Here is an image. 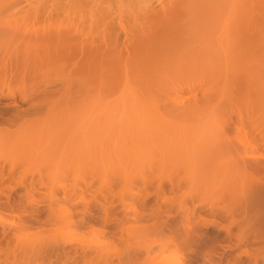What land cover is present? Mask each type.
I'll return each instance as SVG.
<instances>
[{"label": "rangeland", "instance_id": "rangeland-1", "mask_svg": "<svg viewBox=\"0 0 264 264\" xmlns=\"http://www.w3.org/2000/svg\"><path fill=\"white\" fill-rule=\"evenodd\" d=\"M17 1L18 0H15V1L14 0H0V56L5 58V59H3L2 57H0V88L1 89L3 88L2 90H5V91H7L9 89L12 91L15 90V92H14L15 95L13 96V98H11V97L0 98V112L4 113V115L2 114L3 115L2 118H0V143L2 142V144H0V149H1V147L3 148L2 150H0V165H1L0 166V179H2V180H0V182H1L0 183V264H80V263L81 264H91L93 262H94L93 264H108V263H110V264H175L176 262H178L179 264H181V263L182 264H264V258H262V257H264V205H262V204H264V195H262V194H264V172H261V170L264 171V165H262V166L260 165L261 164L260 162H262V164H264V155H261L260 158L258 159L259 163L252 161V163H253L252 164L248 159H246V157H247L246 153H247V155L249 154V157H250V151L251 150L246 148V147L244 148L245 144H243L242 141L240 140L241 136H240V133H238V131L240 129L241 130L245 129L244 132L248 131V135L246 132L245 133H246V135L249 139V142L251 144L250 148L256 149L258 152H261L262 154H264V142H262V141H264V138H262V137H264V131H262V127H264V122H262V121H264V120L259 122V120H261L260 117L262 119H264V113L261 112V107L258 106V104L260 105V103H258V101L256 99L258 96L257 97L253 96V94L256 92L255 89H257L258 87H259L258 88L259 90L257 89L258 91H261V89L264 90V86H262V85H264V82H260V79H262V81H264V48H261L260 51H256V52H252V50L255 51V49H257V48H255V49L249 48L251 50V52H249V53L247 52L250 55H247L249 58L246 60L247 61L249 60L250 63H249V61L246 63L247 69L246 68L240 69V67H238L240 65L242 67H245V66H243V65H245L244 63L246 62V60L244 61V57H245L244 56L243 58H241L242 61L240 60L241 62H244V63L239 62L237 65L238 69H240L242 71L237 70V75H236L237 77L233 76L234 78H233L232 82H231L232 79L230 80V77H229L230 81L228 80L229 81L228 83L231 82V84H229L231 87H228V83L225 84V85H227L228 88L226 86H223L224 88L226 87L227 90L223 89L224 93H222V91H221V93H220L222 95L221 99L219 98L220 96L217 97L218 93L215 91V90H217V88L212 89L217 93V95L214 97L219 98L217 101L216 100L217 98L214 99L212 97V99H214V102L217 101V104H218V102L220 105L222 104L221 107L223 106V103H225V102L227 103V104L226 103L224 104V106H225V108L223 107L224 111L220 107L222 110L223 116H221L222 114L219 113L220 117H219V119H216L217 122H218V120L219 121L221 120L218 123H220L219 128H220V126L221 127L223 126L222 128H220L223 130H220L219 133L216 132V133L211 134L214 137V139L212 138V142L210 141L211 139L208 140L209 145L211 147L208 145V141L205 142L207 144L202 143V145H201V143L198 142L199 144L197 146L199 147V149L197 147H195L196 150L194 149L195 153H196V151H198L197 152L198 155H197V153L196 154L194 153V155H193V158L195 157L197 160V157H198V160H199V161L197 160L198 161L197 162L195 160V158L193 159L196 162L197 170L194 167L195 165L193 166L190 164L191 167L193 166L191 168V170L193 169V171L195 172L194 177L192 176V174L190 176L194 179L192 181V180H190V177L189 178H187L188 176L184 177L185 174L187 175L188 173H191L190 171H188L189 168L186 169V166L184 164V162H186V157H185V161H184V158H182L181 156H179V157L182 159V161H180L178 159V157H176L177 155H181L183 153V150L181 151L179 149V151L182 152V153H179V151L177 150L178 149L177 147H176L177 149H174L175 151L171 148L173 146L169 147V148H171V150L168 149L167 143H168V140L171 141V139L167 138V140L165 142V141H163L164 138L162 139L159 136V138L156 139V137H155V139H152L153 141L150 140L151 143L149 141H148L149 142L148 143L145 140L146 138L144 139L143 138L144 136L142 134H139V136H141V137L140 138L137 137V138H139L137 141L133 137V140H134L133 141L132 137H130V135H132L133 132H130V134L128 132L129 139H128V134L126 132L124 133V131L120 132V134L122 133L120 136L118 133V125H119V124H117L118 122L116 123V125H114L115 124L114 121H113L114 123H112L111 121H106L104 123L105 124L104 125L103 124L104 120L102 121V119H100V118L97 119V117H95L94 119L91 118L90 121H93L91 123L89 121L91 126L89 125V127L87 126L88 128L86 127L87 129L85 128L87 130V132H89V130L91 129L90 133H89L91 135V137L88 138V135L86 137L84 135V134H87L86 132H84V134L82 133V129H84V128L83 127L80 128V124L77 125L78 124V121H76L77 118L76 119L73 118L74 117L73 113L76 112L75 109H78V106H79V109L81 107V105H79V104L82 103L84 106V104H86L87 101H88L87 103H90L89 102L90 97L92 98V96L96 95V93L94 94L95 89L97 90V94L101 93V95L102 96L104 95L105 98L108 96V98H106V99H109L110 97L111 98L114 97L118 91V88H117L118 86L116 87V85H114V83L108 84L109 85L108 86V85H105L106 81L103 82V84H102L103 79L101 80V77L106 76V75H104V76L102 75L103 71H104L102 69L107 68L108 66L110 68V65L112 66V63L110 64V62H108V61H106V62L101 61L100 64L101 63L102 64L101 65L98 64L100 66V69H98L99 66L97 68H95V66H97V65L94 66V64L96 62L97 63L99 62V58H96V56L94 55L93 57H95V58L92 59L94 61V63L92 62V64H91L89 61V59L92 58V55H91L89 59L87 56L84 57L85 59L83 58L84 60H86V62L82 60L81 62H83V63H81V62L79 63L82 68L80 66H77V68L74 67V65L77 64L76 61L78 60L75 58V55H73V57L71 56V54L76 53V50H74V48H76L74 45L75 41H74V39L71 40V37H69L70 35L68 36V35L64 34V37L66 38V40H65V38L62 36V34L64 32L63 31H62L63 33L60 32L62 34H59V32H58L62 29L60 24L58 25L59 20L61 21V19H62V18L60 19V15H61L60 12L62 10L61 5H65L67 8L66 9L67 11L64 10V12H66V13L63 12L65 15V14H67V12H71V11H68V7L70 9V6H71L70 3L72 0H69V2H68V0H66V1L65 0H61V1L60 0H56V1L55 0H47V1H49L47 3H50V1H51L52 4H49V6H51V8L53 7L52 9L49 7L50 10H48L47 13L37 14L39 16H37V15L32 16V14H30V15L26 14L25 15L26 18L22 14L23 12L22 13L19 12L20 11L19 9H21V7H22L21 10H23L24 8L26 9V6L29 7L28 5L30 3L32 4V2L34 0H31V1L28 0V2H27V0H24V1H26L25 4H24L23 0H22V4H21V0H19L20 5L15 4V2L19 3ZM57 1L59 2V4L57 3ZM253 1H256V0H253ZM261 1L264 2V0H261ZM261 1H259V3L255 2L254 4L255 5L256 4L264 5V4H262ZM66 3H68V5ZM13 4H15V5H13ZM9 6H11V7H9ZM15 6H17V7H15ZM49 11H50V13H49ZM76 11L72 14L73 18H75L76 16L79 15ZM63 13H62V15H63ZM40 14H41V17H40ZM20 15H21V17H20ZM22 15L24 18L22 17ZM62 15H61V17H62ZM72 15H71V17H72ZM17 28H19V29H17ZM13 29H14V32H13L14 34L12 33ZM55 29H57L56 30L57 32H55ZM17 32L19 33L18 35H16ZM28 32H29V34H27ZM36 34H38V36ZM28 35H30L32 38H30V36H28ZM15 36H17V37L20 36L18 38V40L20 39L19 42L16 41L17 38ZM59 36H61V37H59ZM66 36L69 37L70 39L67 38ZM22 37H24V38H22ZM57 37H58V41H57ZM21 39H24V41ZM30 39H32V40H30ZM21 41H23V42H21ZM65 41H67V42H65ZM59 42H61V44ZM66 44H67V46H66ZM59 46L63 47V48L60 47L61 50H64V51L67 50V51H65L66 52L65 53L66 58L68 59V57L70 58V56H71V58H70L72 60L71 66L76 68L75 70H73L74 73L71 74V77H70V73L73 72L71 70L73 67L71 68V66L68 65V63H69L68 61H70V59L67 61L68 63L66 64L65 62L67 59L64 57H61L60 54H62V53H60L61 50H60ZM26 47H28V48L30 47L29 50H26L27 49ZM66 47H67V49H66ZM252 47L254 48V45ZM26 51H29V52H26ZM64 51H63V54H64ZM4 54H5V56H4ZM63 54H62V56H63ZM25 55H26V57H25ZM67 55H68V57H67ZM14 57H16V58L14 59ZM77 57H78V55H77ZM1 58H2V60H1ZM7 58H9V59H7ZM63 59L64 60L66 59V60L63 62V61H61ZM11 62H13V63H11ZM20 63L22 64V66ZM108 63L110 65H108ZM248 63L250 64V67L247 66ZM64 64L66 66H64ZM82 64H83V66H82ZM85 64H87V65H85ZM4 65H5L6 69L3 68ZM16 65L21 66L20 69ZM103 65H105V66H103ZM68 66L71 69H69V68L67 69ZM88 66H90V67H88ZM12 67H13V69H12ZM63 67H66V68H63ZM78 67L81 68L80 72H79L80 68H78ZM237 67H236V69H237ZM64 70H65V72H64ZM98 71L99 72L102 71V72L99 73ZM107 71L108 70L106 69L104 71V73L107 74ZM243 71H245V73ZM246 71L249 73V76H248L249 79H248V77H246L248 74ZM79 73L81 74L80 78L82 77L81 78L82 80L80 78H78ZM82 73H84V76ZM250 73H251V75H250ZM60 74H63L64 76L63 75L61 76ZM67 74L69 75V77H68L69 80L66 78L68 76ZM74 74H75V77H77L76 79H75V77L72 78L74 76ZM10 75H12V76H10ZM65 75H66V77H65ZM60 77L62 79L65 78V80L61 81ZM231 78H232V76H231ZM75 80H77V82H78V83L77 82L76 83L79 85V89H78V85L77 86L75 85L76 84L74 82ZM83 80H85V81H83ZM89 80H91L93 83H96L98 87H95L96 85H94ZM108 80H107V82H108ZM249 80L252 82V84H251V82H249ZM253 80H255V82H258V83H255L256 84L255 85ZM68 81L71 82V85H70V83H68ZM110 82H112V81H110ZM7 83H8V86H7ZM72 83H74V84L72 85ZM91 83L94 85L93 88L91 87L93 85L89 86V84H91ZM247 83H250L251 86L254 85L255 87L252 86L250 89V85L248 84L249 85L248 86ZM83 85H84V87H83ZM246 85H247V90H245ZM11 86H12V88H10ZM72 87H73V91H72ZM1 89H0V92L2 91ZM65 89L71 90V91H69V93H68V91ZM53 90H56V93L53 92ZM202 90L205 91V90H209V89H204V88L193 89L194 93H192L193 91L185 90L186 93L184 92L183 94H181L182 96L180 95V97H182L184 99H180V100L188 101L189 99H192L191 97H189V95H191L192 97L196 96V98L198 97L197 99H199L201 97L200 95L202 94L201 93ZM225 90H226V92H225ZM65 91H66V93H65ZM76 91H78V92H76ZM248 91L250 93L247 95H249V97L251 96V100H254V101L250 100L252 102V104L255 103V105H253V106H251V102L249 101V99H247L249 97L247 95L244 96L246 94V92H248ZM251 91H253V94ZM41 92H43V93L41 94ZM45 93L48 96H46ZM74 93H76V94L78 93L79 95L77 94V96H76ZM211 93H213V91ZM60 94L61 95L63 94L62 97ZM214 94H212V96ZM224 94H227V95H224ZM235 94H238L237 96H239V97H236ZM257 94H259V93H257ZM54 95H56V96H54ZM65 95H67V96H65ZM68 95H69V98L67 100L66 97H68ZM58 96L60 98H58ZM83 97H84V99H83ZM252 97H254V98L252 99ZM244 98H245V102L243 101ZM35 99H37L38 101H36ZM42 99H46V101L43 103H45L47 106L45 104H43L44 106L41 104ZM57 99H62V100H60V102L61 101L62 102L59 103V100H57ZM75 99L78 101L82 100V102L79 101L80 103L79 102L77 103V101ZM85 99H87V100H85ZM31 100H33V101L35 100V102H37V103H34L36 106L34 104H31V102H30ZM47 100H48V103H47ZM84 100H85V102H84ZM258 100H260V99H258ZM11 101L15 102V105H13L15 107H13L12 105L10 106L8 104ZM65 101H66L67 105L65 104ZM222 101H223V103H222ZM255 101H257V102H255ZM249 102H250V104H249ZM49 103L50 104L52 103L51 105H53L54 108L52 107L49 109V105H50ZM69 103H70V105H69ZM231 103L233 106L231 105ZM228 104H229V106H227ZM5 105L6 106L9 105V106L6 107ZM33 105L38 110H35L36 108H33L34 107ZM74 105H77V106H74ZM255 106H257L258 108ZM69 107L73 108V110H74V111L72 110L73 113H70V115H69V111H71V109L69 110ZM86 107H87V105H86ZM158 107L160 109L162 108L159 105H158ZM252 107H254L255 109L257 108L258 112H257V110L255 111L254 108L252 109ZM61 108L62 109L65 108V109L62 111ZM59 109H61V110H59ZM249 109H250V111H249ZM19 110H20L21 114L19 113ZM48 110H50V111H48ZM225 110L228 113L225 112ZM252 110H254V113ZM2 111H4V112H2ZM86 112H88L87 109H86ZM216 112H218V111H216ZM256 112H257V114H255ZM66 113L69 117L66 115ZM83 113H85V111L81 112V114H82L81 116H83V118H84L85 115H83ZM229 113H230V115H229ZM250 113H251V115H250ZM64 114L66 116H64ZM75 114H80V113H75ZM87 114L89 116V113H87ZM237 114H238V117H237ZM42 115H44V116H42ZM47 115H48L50 120H48ZM227 115H229V116H227ZM15 116L16 117L18 116L16 121H15V119H16ZM81 116H79L80 120H82ZM88 116H87V118H88ZM256 116H258V117H256ZM10 117H12V118H10ZM19 117H23V118L20 119ZM79 117H78V120H79ZM61 118L63 119L62 120L63 122L60 120ZM51 119L54 120V121L52 120V122H54V123L51 122ZM64 119H66V120L64 121ZM251 119H253V120L251 121ZM58 120H59V123H58ZM80 120H79V122H80ZM88 120H89V118H88ZM100 120H101V122H100ZM256 120H257V122H256ZM84 121H86V120H84ZM98 121H99V123H96ZM223 121H225V122H223ZM67 122H69V123H67ZM94 122H95V124H94ZM261 122H262V125H260ZM85 123L86 124L83 123V125H87L88 122H85ZM109 123H111L112 126L114 125L115 128H113L112 126H109ZM237 123H238V125H237ZM253 123L254 124L256 123L255 126ZM56 124H58V125H56ZM66 124H69L70 127ZM223 124L226 125L225 128H224ZM51 125H53V127ZM72 125H74V126H72ZM76 125H77V127H76ZM102 125H103V127H102ZM66 126H68V127H66ZM104 126H105V128H104ZM77 128L81 129V131H79V129H77ZM102 128H104V129H102ZM217 128H218V126H217ZM236 128L239 130H237ZM258 128H261V130ZM21 129H24V130L22 131ZM69 129H71V130H69ZM74 129L78 130L79 132H77V131L75 132ZM62 130H64L63 133H61ZM103 130H107V131H105L108 134V136L106 135L107 136L106 138L104 136V134H106V133H104V134L102 133ZM33 131H35V132H33ZM44 131H46V132L44 133ZM261 131H262V133H261ZM70 132H72V133H70ZM80 132H81V134H79ZM108 132H110L111 135ZM228 132H230V133L228 134ZM258 132H260V134H257ZM41 133H43V134H41ZM67 133H69V134L66 136ZM73 133H76V134H74V136H73L72 135ZM233 133L236 135V137H235V135H233ZM33 134H35V135H33ZM48 134H49V136H48ZM78 134L80 137H78V136L76 137V135H78ZM18 135L20 136V138ZM41 135H43V136H41ZM113 135H114V137H113ZM258 135H260V136H258ZM31 136H32V138H31ZM34 136H36V137H34ZM83 136L86 137V142H88V141H89L88 143L91 142V145H89L88 143H85V139H82ZM97 136H99V138H100L99 140H98ZM100 136L101 137L104 136V137L101 138ZM230 136H232V137H230ZM73 137H76L77 140L76 139L74 140ZM108 137H111V138H108ZM115 137H117L116 141L114 140ZM1 138L3 139V141ZM8 138H9V141H8ZM25 138H27V139H25ZM63 138H65V140H63ZM141 138H143V139H141ZM232 138H235V139L232 140ZM48 139H50L51 142ZM223 139H225V140H223ZM258 139H260V140H258ZM40 141H42L43 143ZM48 141H49V144H48ZM61 141H62V144L60 143ZM75 141L79 142V143H76ZM98 141H100L101 143ZM113 141H115V142H113ZM122 141H124V142H122ZM127 141L129 143H127ZM188 141H190V140H188ZM134 142L136 144L135 146H134ZM162 142H165V143L162 144ZM3 143H5V144H3ZM64 143H66V144L64 145ZM131 143H132V145H131ZM141 143H142V145H144V146H142V148L144 147L145 150L147 151V153L145 150L141 151L142 150ZM173 143L175 144L176 142L173 141ZM191 143H192V141H191ZM45 144H47V146ZM79 144H82L81 151L79 150L81 145L77 146ZM87 144L89 145L88 146L89 148L86 147ZM127 144L128 145L130 144L129 145L130 147ZM151 144H153V145H151ZM186 144L190 145L188 142ZM203 144L205 147L203 146ZM171 145H173V144H171ZM227 145H229V146H227ZM59 146H60V149H59ZM113 146H114V149H113ZM202 146L205 148V150L203 149ZM46 147H49V148H47V151L45 150ZM62 147L65 149L62 150ZM77 147H79V148H77ZM90 147H91V149H90ZM137 147H139V148H137ZM5 148H6V150H5ZM105 148H107V149H105ZM108 148H109V150H108ZM132 148H133V150H132ZM155 148L159 149V150H157V152H156ZM225 148H226V150H225ZM84 149H86L85 152H84ZM98 149H99V151H98ZM58 150H60V152L62 150L63 153L57 152ZM64 150L68 151V153ZM107 150H108V152H107ZM117 150H119V151L116 153ZM232 150H233V153H232ZM3 151H5V152H3ZM87 151L88 152L91 151V152L88 153ZM134 151H136L137 155L139 153L140 154L142 153L141 155H143V153H146L147 159H144V160H147L148 162L147 161H146L147 163L141 162L143 159V156L140 157V155H139L137 157V155H136V157H134L135 156ZM227 151H229V152H227ZM247 151H249V153ZM80 152L81 153L84 152V153L81 155ZM158 152H161V154ZM168 152L169 153L174 152L175 154L176 153L177 154H176V156L174 154L173 155L171 154V156H170V154ZM87 153L90 155V157H91V158L89 157L90 159L88 158ZM98 153H99V156L101 155L102 160L100 159V157L98 159V156H96V154L98 155ZM164 153L167 154L168 156L165 155ZM226 153L228 155H226ZM244 153H245V155H243ZM27 154H29V155H27ZM39 154L41 156H43V155L44 156L41 158V156H39ZM104 154L107 155L108 157L105 156ZM111 154H113L114 156L111 157L112 156ZM59 155H60V160L58 159ZM128 156L129 157L132 156V157L129 158ZM212 156L214 158H212ZM244 156H246V157H244ZM31 157H33V159H31ZM51 157H53V158H51ZM56 157H58V158H56ZM114 157L116 158V162H114L115 161ZM121 157H122V160H121ZM169 157L170 158L173 157V159H176L177 161L175 160V163L176 162L177 163L174 164L172 162L173 159L170 160ZM209 157H210V159H209ZM231 157H233V158H231ZM238 157H240V158H238ZM242 157H244L245 160ZM35 158H36V160H35ZM50 158H51V160H50ZM95 158H97L98 162L100 161L99 164L97 163ZM112 158H113V160H111ZM125 159H127V160H125ZM189 159H187L188 160L187 163L188 162L191 163L189 161ZM228 159H233V160L230 161ZM239 159H241V160H239ZM93 160L95 161V164H94ZM105 160H108V161L110 160V161L108 162ZM117 160H119V162ZM178 160L180 161L179 166H178V164H179ZM243 160L245 162H243ZM57 161H59V162H57ZM124 161L125 162L127 161L128 163L126 162V165H125ZM229 161L232 163H229ZM4 162H6V163H4ZM54 162H55V164L56 163H58V164L55 165ZM74 162H75V164H74ZM117 162L119 164H121V167L119 166V164ZM181 163H182V165H181ZM243 163H244V165H243ZM248 163H249V165H248ZM109 164L111 166H109ZM188 164H187V167H188ZM208 164L211 165L210 169H208V167H207V166H209ZM232 164H233V166H232ZM44 166H46L47 168H45ZM182 166H183V168H182ZM198 166H199V168H198ZM232 167H233V169H232ZM259 167L262 169H259ZM249 168H251V169H249ZM4 169H5V171H4ZM122 169L124 170V173H123ZM234 169H235V171H234ZM107 170H108V172H107ZM177 170L179 172L180 171L181 172L179 173ZM208 170H209V172H208ZM212 170H214V171L212 172ZM120 171H121V173L119 174L118 172H120ZM182 171H183V173H182ZM222 171L224 173H221ZM104 172L107 173V174H105L106 176L103 175ZM253 172H254V174H252ZM116 173H118V174H116ZM123 174H125V176L127 177L126 179H123L124 178L122 176ZM174 174H176V175H174ZM196 174L199 176H197ZM211 174H213L212 177H214V179L211 177ZM256 174H258V175H256ZM5 175H6V177H5ZM219 175H221L223 178L221 179L220 178L221 176H219ZM254 175H256V176H254ZM206 176H208L210 179L208 177L206 178ZM249 176H251V177L253 176V179ZM129 177H130V179H129ZM180 177L184 178L182 181L183 182L182 186L179 185L174 189H173V187L171 188L170 183H169L170 180L174 179V178L179 180ZM181 178H180V181L182 180ZM196 178L198 180H196ZM205 178H206V181H205ZM211 178L213 181H210ZM216 178L217 179L220 178V180H216ZM159 181H161L160 183L162 184V186H164L163 188L165 190H163L162 188H160V190H158L159 187H156V186H159L158 185ZM190 181H191V183H190ZM200 181H202L203 183L205 181L204 184L206 187H204V185H202L203 183ZM142 182H143V184H142ZM188 182H189L190 187L188 186ZM212 182L215 183V184L213 183V185H215V186L220 185L219 188H217L218 186H216V187L214 186L216 191H214L215 190L214 188H213L214 190L212 188H207L208 184L212 183ZM156 183H157V185H156ZM185 183H186V185H185ZM195 183H198V184H195ZM151 184H153V186ZM161 184H160V186H161ZM192 184L195 186H193ZM257 184L260 185L261 187L258 186ZM183 185H185V188H183ZM142 186L145 190L142 188ZM149 186H150V188H149ZM198 186H201V188L198 189L199 188ZM77 187H82L79 195L81 196V198H83V200L80 201L77 205H75V208H74V205H72L74 203L72 201H74V198L76 197V195H74L76 193H74V192H76ZM84 187H86V188H84ZM210 187H213V186H210ZM154 188L158 191H156ZM204 188L205 189L207 188V189L205 190ZM239 188H241V191H239L240 190ZM256 188H257V190H256ZM70 189L72 191H70ZM195 189L200 190V191H195ZM67 190L69 193L67 192ZM140 190H141V192H140ZM153 190H155V192H153L155 195L152 193ZM161 190H163V191H161ZM134 191H136V192H134ZM45 192L48 195H46ZM158 192H162V193L159 194ZM201 192H204V194L202 193L203 197H201ZM188 193H191V194H188ZM209 193H211V194H209ZM222 193H225L226 198H225V195H222ZM232 193H234V194H232ZM197 194H198V197L193 196V195H197ZM62 195L64 196V198ZM68 195H70V196H68ZM146 195H147V198L145 199ZM139 196L140 197L142 196L145 200L141 199L142 197L139 198ZM192 196L195 197V200L198 198L202 202H204V204L199 205L200 206L199 209H193L192 206L195 204L197 205L198 202L195 203L197 201L196 200L194 203H192L194 201ZM261 196H262V198H261ZM163 197L164 198L166 197V198L163 199ZM211 197L214 200H211V202H210ZM223 197H224V199H223ZM67 198L69 200H67ZM136 198H138V199H136ZM207 198H209V199H207ZM139 199H140V201L143 200V203L141 202L143 204V207H142V204H140ZM174 199H176V200H174ZM180 199L181 200H187L188 211L186 213L181 212V211H177V213H176V209H177L176 206H177ZM205 199H207V201L209 200V203L207 201H205ZM70 200H72L71 201L72 203L70 202L71 205H70V203H68V201H70ZM123 200H124V202H123ZM85 201H87V203ZM120 201L123 204H127V205H125V208H127L129 210H127V209H126L127 211L124 210L127 213L122 211L121 207L123 206V204L120 203ZM201 201H199V202H201ZM213 201H214V203H213ZM135 202L139 203L138 204L139 206ZM162 202H163V204L167 203V205L164 206L162 204ZM259 202H260V204H259ZM207 203H208V205H207ZM235 203H237V204H235ZM120 204H122V206ZM152 204H153V206H152ZM155 204H157V206ZM159 204L160 205L162 204V207ZM240 204L242 207L240 206ZM118 205H119V207H118ZM146 205L148 207H146ZM154 206H156L155 207L156 211L153 213ZM166 206H168V207H166ZM205 206H206V208H205ZM207 206L209 207L208 209H207ZM210 206H211V208H210ZM228 206H230V209ZM160 207H161V211H158L160 209ZM165 207L167 208L166 209L167 211L165 210ZM227 207H228V211H226ZM150 208H151V210H153L152 212H151ZM162 208H163V210H162ZM133 209H134V211H133ZM168 209H171L169 211L170 215H172L174 212L175 217L172 215V217H174V219H172V217H170V216H169V219L167 218L168 217L167 216L168 215L167 214ZM206 209L208 210V212L206 211ZM164 210L166 211V214H165ZM59 211H60V213H59ZM67 211L71 213V214L69 213L70 216L67 214ZM163 211H164V213H163ZM225 211H226V213H224ZM65 212H66L67 216L65 215ZM106 212L109 214L108 216L106 215L107 214ZM123 212L125 215L126 214L127 215L126 216L123 215L122 214ZM201 212L202 213L204 212L203 215L201 214ZM236 212H237V214L235 215ZM161 213H163V214H161ZM229 213L231 214V216ZM60 214L61 215L64 214L65 216H61ZM117 214H118V216H117ZM204 214H206V215H204ZM89 215H91V216H89ZM148 215H150L151 217ZM238 215H239V217H238ZM83 216H86V217L88 216V218H89L88 222L86 224H84L83 226H78V225H74V224H71V225L67 224V222H71V220L76 221V220L80 219V217H83ZM31 217H33V218H31ZM91 217H92V219H90ZM58 218H60V219H58ZM131 218H132V220H131ZM170 218H171V220H170ZM119 219H121V220H119ZM165 221L168 225H166ZM168 221H171L170 222L171 224ZM172 221H174L175 223ZM261 221H262V223H261ZM172 223H174V225H172ZM176 223H178V224H176ZM259 223H261V224H259ZM182 224H184V225H182ZM156 225H158V226H156ZM149 226H150V229H152V230H149V228H148ZM169 226H172L171 227L172 229H174L175 227L178 228V231L180 229L183 236L181 235L180 231L178 234V231L176 228H175L176 231L175 230L173 231L171 228H169ZM181 226L182 227L187 226V227H189V230L191 228V231H193L195 229L197 231L195 230V232L193 231V233L192 232L189 233L191 235H188L186 237L188 228L184 227L185 228V231H184V229L183 230L181 229L182 228ZM190 226H192V227H190ZM186 228H187V230H186ZM168 229H169V231L172 230L174 232V233L170 232V234H172V236H174L175 233H177L179 236H181L178 238H180V239L183 238V239L179 240L182 243V244H180L181 246H179V248L177 246L174 247L173 244L171 247L170 243L167 244V246H169L168 248H166L167 247L166 245H165V247H162V244H160L161 246L160 245L159 246L161 247V249L157 244H153V245L150 244V243H152V241H154V239H159L157 237L159 236L158 232L160 230H161V233H167V235H165V236L163 234H160V237H161V235L164 236L163 240H165V237L169 238V236H171V235L168 236V233H169ZM165 230L168 232H166ZM182 231L186 232V233L183 234ZM143 232H145V233L147 232L148 234L145 235V233H143ZM60 233L63 236L62 235L60 236L59 235ZM154 233L155 234L158 233L157 237H156V235H151ZM57 235H59V236H57ZM68 235L73 236V237H71V239L73 238L72 240H75V242L71 241V239H69L70 237ZM184 235L186 237L185 238L186 243L184 242V245H183ZM175 236L177 238V235H175ZM175 236H174V239H175ZM162 237H161V239H159L161 241V243H162ZM101 239H103V241ZM104 239H105V241H104ZM169 239H171V241H173L172 238H169ZM68 240H70V241H68ZM166 240H168V239H166ZM165 241H163V243ZM177 241L178 240L176 239V242ZM179 241H178V243H179ZM174 242H175V240H174ZM82 243H84V244H82ZM95 243H98V244H95ZM105 243L107 246L105 245ZM165 243H167V241ZM82 245L86 246V247H83ZM149 245H152V246H149ZM175 245H179V244L176 243ZM145 246H147L149 249L151 247V249H150L151 251L149 249H145V248H147ZM185 246L186 247L189 246V247L186 248ZM100 247L103 249H101ZM183 247L185 250L183 249ZM164 248H165V250H164ZM32 249H35V250H32ZM37 250H38V252H37ZM146 250H149V252L147 253ZM158 250H159V252H158ZM160 250H162V251H160ZM100 251H102V252H100ZM107 251H109V252H107ZM147 254H149V255H147ZM161 255L163 256V258ZM145 257H146V259H145ZM150 257H151V260H150ZM159 257H161L160 259H162V260L164 259L165 262L160 261ZM105 258H106V261L104 260ZM175 258L177 259L176 261H175ZM85 259H86V261H85ZM87 259L89 260V262L87 261ZM5 260H7L9 262H7Z\"/></svg>", "mask_w": 264, "mask_h": 264}, {"label": "bare ground", "instance_id": "bare-ground-1", "mask_svg": "<svg viewBox=\"0 0 264 264\" xmlns=\"http://www.w3.org/2000/svg\"><path fill=\"white\" fill-rule=\"evenodd\" d=\"M15 1V0H14ZM24 1V0H23ZM29 1H31V0H29ZM56 1V0H55ZM61 1V0H60ZM66 1V0H65ZM253 0H72L71 1V3H70V9H69V7H68V11H71V12H67V14H65L64 15V13H66V12H64V10L65 11H67L66 9V6L65 5H61V12L63 13V15H62V13L60 12V14L62 15V17H61V15H60V19H61V21L59 20V23H58V25L60 24V26L62 27V29L60 30V31H58L59 32V34H62L63 32V34H62V36L64 37V34L65 35H70L69 37H71V40H73L74 39V41H75V47L76 48H74V50H76V53H73V54H71V56L73 57V55H75V58L76 59H78L76 62H77V64L76 65H74V67H76L77 68V66H80V62L83 60V61H85L86 62V60H84L85 58V56H87L88 57V59L90 58V56L92 55V58L91 59H89V61H90V63L92 64V62L94 63V61L92 60V59H94L95 57H93L94 55L96 56V58H99V62L97 63H95L94 64V66L95 65H97V66H95V68H97L99 65H101L100 64V62L102 61H104V62H106V61H108V62H110V64L112 63V66L108 63V65H110V68H109V66L107 67V68H103L102 70H108L107 71V74L109 75H107L106 73H104V71H103V76L104 75H106L105 77H101V80H102V84H103V82H105V85H108V84H113L114 83V85H116V87L118 88V91H117V93H116V95L114 96V97H110L109 99H106V98H108V96L105 98V96L103 95H101V93L99 94H97V90L95 89V92H94V94L96 93V95L95 96H92V98L90 97V103H87L86 102V104H84V106H83V104L81 103V104H79V105H81V107H80V109H79V106H78V109H75V111L76 112H74L73 113V108H70L69 107V110L71 109V111H69V115H70V113H73V115H74V117L73 118H77V120L76 121H78V124L77 125H79L80 124V128H86L87 126L89 127V125H90V123L91 122H93V121H90L91 120V118H95V117H97V119H102V121L104 120V122H103V124L106 122V121H111L112 123H114L115 122V124L114 125H116V123L117 124H119L118 125V133H119V135L121 136V134H120V132H122V131H124V133L126 132L127 134H128V132H129V134H130V132H133L132 133V135H130V137H132V140H133V137H134V139L137 141L141 136H139V134H142L144 137V139L148 142H150V140H152V139H155V137H156V139L157 138H159V136H160V138H164L163 139V141H165L166 142V140H167V138L168 139H171V141L170 140H168V143H167V147H168V149H170L171 150V148L174 150V149H177L178 151H179V149L182 151L183 150V153L181 152V151H179V153H182L181 155H177L176 156V154L173 152V153H169L170 154V156H171V154L173 155H175L176 157H178V159L180 160V161H182V159L179 157V156H181L182 158H184V161H185V157H186V162H184V164H185V166H186V169L187 168H189L188 169V171H190L191 173H188L187 175L185 174V176L184 177H186V176H188L187 178H189L190 176H191V174H192V176L194 177V171H193V169L191 170V168L194 166L195 168H196V170H197V165H196V162H195V160H196V158H195V160H193L194 158H193V155H194V151L196 150L195 149V147H197L198 149H199V147L197 146L199 143H201V145H202V143H204V144H207V143H205V142H207L208 140H210L211 142H212V138L214 139V137H213V135H211L212 133H216V132H220V130H223V129H220V128H222L221 126H220V128H219V124L220 123H218V122H220L219 120H218V122H217V120L216 119H219V113H221L222 115L221 116H223V113H222V110L224 111V108H225V106H224V104L226 103H223V101H222V103H223V106L221 107V105L219 104V102H218V104H217V101H218V99L220 98H222V95L220 94L221 93V91H222V93H224V90L223 89H226V87H227V85H225V84H227L231 79V82L233 81V78L237 75V70H239V71H242V70H240L241 68H246L247 69V67H246V63L249 61H247L246 59H248L249 57L247 56V55H250V54H248L249 52H251V50L249 49V48H251V49H255V48H257V49H255V51L254 50H252V52H256V51H260L261 50V48H264V5H261V4H254L255 2H257V3H259V1H261V0H256V1H253ZM17 2H19V0L17 1ZM27 2H28V0H27ZM46 2V3H45ZM47 2H49V1H45V0H34L33 2H32V4L30 3H28L29 5V7H27L26 5V9L24 8L23 10H21L22 9V7H21V9H19L20 11L19 12H23L22 14L25 16L26 14L28 15H30V14H32V16L34 15V16H36L37 14H39V13H42V14H45V13H47L48 12V10H50L49 9V7L51 8V6H49V4H52L51 3V1H50V3H47ZM64 2V1H63ZM68 2H69V0H68ZM262 2V1H261ZM260 2V3H261ZM26 3V1H24V4ZM57 3L59 4V2L57 1ZM56 3V4H57ZM61 3V2H60ZM15 4H19L20 5V2L19 3H16L15 2ZM15 4H13V5H15ZM21 4H22V0H21ZM67 5H68V3H66ZM262 4H264V2H262ZM4 5V4H3ZM6 5V4H5ZM60 6V5H59ZM9 7H11V6H9ZM13 7V6H12ZM15 7H17V6H15ZM14 8V7H13ZM20 8V7H19ZM28 8V9H27ZM53 8V7H52ZM51 8V9H52ZM47 10V11H46ZM79 14L78 16H76L75 18H73V13L75 12V11ZM58 11V10H57ZM54 12V11H53ZM59 12V11H58ZM20 13V14H21ZM49 13H50V11H49ZM56 13V12H55ZM53 14V13H52ZM23 15H22V17H23ZM71 15H72V17H71ZM37 16H39V15H37ZM43 16V15H42ZM52 16V15H51ZM20 17H21V15H20ZM40 17H41V14H40ZM24 18V17H23ZM25 18H26V16H25ZM49 18V17H48ZM9 27V26H8ZM15 29V28H14ZM14 29H13V31H12V33L14 32ZM17 29H19V28H17ZM57 29H55V32H57L56 31ZM20 31V30H19ZM34 31V30H33ZM63 31V32H62ZM54 32V33H55ZM60 32H62V33H60ZM35 33V32H34ZM37 33V32H36ZM53 33V34H54ZM14 34V33H13ZM19 33L17 32V34L16 35H18ZM27 34H29V32L27 33ZM58 34V33H57ZM56 34V35H57ZM21 35V34H20ZM37 36H38V34H36ZM55 35V36H56ZM27 36V35H26ZM28 36H30V35H28ZM36 36V37H37ZM17 39H16V41L17 42H19V40H18V38L20 37H17V36H15ZM59 37H61V36H59ZM62 37V38H63ZM67 37V36H66ZM69 37H67V38H69ZM22 38H24V37H22ZM27 38V37H26ZM30 38H32L31 36H30ZM61 38V39H62ZM65 38V37H64ZM70 39V38H69ZM21 40H23L24 41V39H21ZM30 40H32V39H30ZM65 40H66V38H65ZM68 40V39H67ZM23 41H21V42H23ZM27 41V40H26ZM25 41V42H26ZM29 41V40H28ZM57 41H58V37H57ZM65 42H67V41H65ZM73 42V41H72ZM60 44H61V42H59ZM58 43V44H59ZM59 44V45H60ZM68 44V43H67ZM67 44H66V46H67ZM28 45V44H27ZM26 45V46H27ZM254 45V48L252 47ZM257 46V47H256ZM61 46H59V48H60ZM259 47V48H258ZM27 49L26 50H29V48L28 47H26ZM61 48H63V47H61ZM61 48H60V50H61ZM66 49H67V47H66ZM70 49V48H69ZM259 49V50H258ZM249 50V51H248ZM63 51L64 50H61L60 51V53H62L63 54ZM65 51H67V50H65ZM64 51V54H63V56H62V54H60L61 55V57H64V58H66V52ZM26 52H29V51H26ZM248 52V53H247ZM15 53V52H14ZM247 53V54H246ZM25 54V53H24ZM78 55V57H77V55ZM16 55V54H15ZM4 56H5V54H4ZM71 56H70V58H71ZM98 56V57H97ZM245 56V57H244ZM0 57H2V56H0ZM25 57H26V55H25ZM60 57V56H59ZM67 57H68V55H67ZM244 57V61L246 60V62L244 63V62H241L242 61V59L241 58H243ZM3 58V57H2ZM2 58H1V60H2ZM10 58V57H9ZM9 58H7V59H9ZM16 57H14V59H15ZM18 58V57H17ZM69 57H68V59L66 60V64L68 63V65L69 66H71L72 64H71V59H70ZM84 58V59H83ZM3 59H5V58H3ZM12 59V58H11ZM24 59V58H23ZM22 59V60H23ZM70 59V61H68ZM75 59V60H76ZM13 60V59H12ZM27 60V59H26ZM25 60V61H26ZM64 59L63 60H61V61H65ZM241 60V61H240ZM10 61V60H9ZM24 61V62H25ZM59 61V60H58ZM68 61V62H67ZM2 62V61H1ZM19 62V61H18ZM62 62V63H63ZM84 62V63H85ZM244 63L245 65H243V66H245V67H242L240 64V66H238V67H240V69H238V67H237V65H238V63ZM6 63V62H5ZM11 63H13V62H11ZM81 63H83V62H81ZM249 63H250V61H249ZM247 64V66L248 67H250V64ZM2 64V63H1ZM4 64V63H3ZM7 64V63H6ZM17 64V63H16ZM21 64V63H20ZM99 64V65H98ZM85 65H87V64H85ZM3 66V65H2ZM16 66H18L19 67V69H20V67L22 66V64H21V66H19V65H16ZM61 66V65H60ZM64 66H66L65 64H64ZM69 66L67 67V69L69 68ZM82 66H83V64H82ZM103 66H105V65H103ZM14 67V66H13ZM13 67H12V69H13ZM73 66H71V68H72ZM69 68V69H71L72 71L73 70H75L76 68ZM81 67V66H80ZM80 67H78V68H80ZM85 67V66H84ZM88 67H90V66H88ZM87 67V68H88ZM236 67H237V69H236ZM3 68H5L6 69V67H5V65H4V67ZM63 68H66V67H63ZM82 68V67H81ZM81 68H80V70H79V72L81 71ZM59 69V68H58ZM98 69H100V66L98 67ZM110 69V70H109ZM236 69V70H235ZM85 70V69H84ZM21 71V70H20ZM62 71V70H61ZM68 71V70H67ZM70 71V70H69ZM235 71V72H234ZM64 72H65V70H64ZM71 72V71H70ZM99 72V71H98ZM102 72V71H101ZM101 72H99V73H101ZM109 72V73H108ZM244 73H245V71H243ZM247 72V71H246ZM10 73V72H9ZM18 73V72H17ZM72 73H74V71L73 72H71L70 73V77H71V74ZM248 73V72H247ZM255 73V72H254ZM69 74V73H68ZM67 74V75H68ZM77 74V73H76ZM83 74V76H84V73H82ZM256 74V73H255ZM22 75V74H21ZM61 76L63 75V74H60ZM78 75V74H77ZM80 73H79V76H78V78H80ZM250 75H251V73H250ZM10 76H12V75H10ZM64 76V75H63ZM231 76H232V78H231ZM234 76V77H233ZM245 76V75H244ZM249 76V73L247 74V76L246 77H248ZM65 77H66V75H65ZM69 75L66 77L68 80H69ZM75 77V74H74V76L72 77V78H74ZM229 77H230V80H229ZM237 77V76H236ZM61 78V77H60ZM77 77H75V79H76ZM82 78V77H81ZM80 78V79H81ZM86 78V77H85ZM109 80H108V79ZM66 79V80H67ZM99 79V78H98ZM247 79V78H246ZM248 79H249V77H248ZM63 80H65V78L64 79H62L61 78V81H63ZM82 80V79H81ZM107 80H108V82H107ZM229 80V81H228ZM71 81V80H70ZM70 81H68V83H70V85H71V82ZM83 81H85V80H83ZM89 81H91V80H89ZM110 81H112V82H110ZM247 81V80H246ZM254 81V84L255 83H258V82H255V80H253ZM257 81V80H256ZM66 82V81H65ZM75 83L77 82V80H75L74 81ZM81 82V81H80ZM79 82V83H80ZM92 82V81H91ZM231 82L230 83H228V87H231L229 84H231ZM249 82H251L250 80H249ZM260 82H264V81H262V79H260ZM9 83V82H8ZM8 83H7V86H8ZM61 83V82H60ZM67 83V82H66ZM78 83V82H77ZM75 84L76 86L78 85V84ZM82 83V82H81ZM84 83V82H83ZM93 83V82H92ZM89 84V86L90 85H96L95 87H98L97 86V84L96 83H93V84ZM98 83V82H97ZM74 83H72V85H73ZM250 85V83H247V85ZM251 84H252V82H251ZM94 85L93 86H91L92 88L94 87ZM206 85V86H205ZM247 85H246V87H245V90H247ZM248 85V86H249ZM256 85V84H255ZM262 85V84H261ZM62 86V85H61ZM109 86V85H108ZM223 86H226L225 88L223 87ZM252 86H254V85H252ZM251 85H250V89H251V87H252ZM260 86V85H259ZM262 86H264V85H262ZM3 87V86H2ZM69 87V86H68ZM83 87H84V85H83ZM90 87V88H91ZM208 87V88H207ZM223 87V88H222ZM227 87V88H228ZM255 87V86H254ZM253 87V88H254ZM10 88H12V86L10 87ZM67 88V87H66ZM70 88V87H69ZM68 88V89H69ZM82 88V87H81ZM91 88V89H92ZM115 88V87H114ZM197 88H204V89H211L210 91L209 90H202V94L200 95L201 97L199 98V99H197L196 98V96H191V95H189V97H191L192 99H189L188 101H182V100H180V99H184V98H182V97H180V95L181 94H183L184 92H185V90H188V91H193V89H197ZM217 88V90L219 91H217V90H215L217 93H218V95H217V93L214 91V90H212V89H216ZM220 88V89H219ZM259 88V87H258ZM257 88V89H258ZM262 88V87H261ZM260 88V89H261ZM1 89V88H0ZM3 89V88H2ZM1 89V90H2ZM7 89V88H6ZM78 89H79V85H78ZM105 89V88H104ZM231 89V88H230ZM249 89V88H248ZM255 89V88H254ZM257 89H255L256 90V94L254 93L253 94V91H251L252 92V94H253V96H258L256 99H257V101H258V103H260V105L258 104V106L259 107H261V112L262 113H264V90H262L261 89V91H258ZM40 90V89H39ZM42 90V89H41ZM65 90H67V89H65ZM109 90V89H108ZM107 90V91H108ZM227 90V89H226ZM226 90H225V92H226ZM233 90V89H232ZM5 90H2L1 92H0V98H8V97H11V98H13V96L15 95V90H7V91H5ZM17 91V90H16ZM20 91V90H19ZM45 91V90H44ZM60 91V90H59ZM58 91V92H59ZM62 91V90H61ZM68 91V93H69V91H71V90H67ZM72 91H73V87H72ZM195 91V90H194ZM194 91L192 92V93H194ZM213 91V93H211ZM18 92V91H17ZM24 92V91H23ZM49 92V91H48ZM53 92H55L56 93V90H53ZM75 92V91H74ZM76 92H78V91H76ZM100 92V91H99ZM196 92V91H195ZM208 92V93H207ZM21 93V92H20ZM43 92H41V94H42ZM47 93V92H46ZM45 93V94H46ZM50 93V92H49ZM60 93V92H59ZM58 93V94H59ZM65 93H66V91H65ZM67 93V94H68ZM186 93V92H185ZM215 93V94H214ZM250 92L248 91V92H246V94L244 95V96H246L247 94H249ZM257 93H259V94H257ZM22 94V93H21ZM48 94V93H47ZM46 94V96H48ZM52 94V93H51ZM76 96H77V94L76 93H74ZM199 94V93H198ZM212 94H214L213 96H212ZM61 95V94H60ZM63 95V94H62ZM62 95H61V97H62ZM79 95V94H78ZM81 95V94H80ZM83 95V94H82ZM100 95V96H99ZM193 95V94H192ZM217 95V97H219V98H217V97H214V96H216ZM224 95H227V94H224ZM236 95V97H239V96H237L238 94H235ZM234 95V96H235ZM26 96V95H25ZM54 96H56V95H54ZM65 96H67V95H65ZM84 96V95H83ZM86 96V95H85ZM102 96V97H101ZM182 96V95H181ZM185 96V95H184ZM242 96V95H241ZM240 96V97H241ZM248 97H249V95H247ZM64 97V96H63ZM72 97V96H71ZM188 97V96H187ZM212 97L215 99V98H217L215 101L216 102H214V99H212ZM228 97V96H227ZM235 97V98H236ZM58 98H60L59 96H58ZM68 98H69V95H68V97H66V99L68 100ZM86 98V97H85ZM179 98V99H178ZM224 98V97H223ZM254 97H252V99H253ZM83 99H84V97H83ZM92 99V100H91ZM106 99V100H105ZM175 99V100H174ZM227 99V98H226ZM247 99H249V101L251 100V96L249 97V98H247ZM258 99H260V100H258ZM36 101H38L37 99H35ZM35 100L33 101V100H31L30 102H31V104H34V103H37V102H35ZM57 100H59V103H61L60 102V100H62V99H57ZM76 100V99H75ZM85 100H87V99H85ZM85 100H84V102H85ZM225 100V99H224ZM46 101V99H42L41 100V104L43 105V104H45V103H43V102H45ZM52 101V100H51ZM54 101V100H53ZM70 101V100H69ZM77 101V103L80 101H78V100H76ZM75 101V102H76ZM244 102H245V98H244V100H243ZM251 101H254V100H251ZM250 101V102H251ZM257 101H255V102H257ZM58 102V101H57ZM80 102H82V100L80 101ZM79 102V103H80ZM228 102V101H227ZM250 102H249V104H250ZM47 103H48V100H47ZM74 103V102H73ZM236 103V102H235ZM248 103V102H247ZM10 106L12 105H15V102L14 101H11V102H9L8 103ZM50 104V103H49ZM52 104V103H51ZM50 104V105H51ZM54 104V103H53ZM65 104L67 105V103H66V101H65ZM227 104V103H226ZM8 105V106H9ZM17 105V104H16ZM35 105V104H34ZM33 105V106H34ZM46 105V104H45ZM49 105V109L50 108H52L53 107V105H51L50 106ZM60 105V104H59ZM69 105H70V103H69ZM86 105H87V107H86ZM158 105L159 106H161L162 108L160 109L159 107H158ZM231 105H232V103H231ZM237 105V104H236ZM253 105H255V103L254 104H252V102H251V106H253ZM6 106V105H5ZM8 106H6V107H8ZM30 106V105H29ZM36 106V105H35ZM33 107V108H36V107ZM44 106V105H43ZM47 106V105H46ZM74 106H77V105H74ZM73 106V107H74ZM227 106H229V104L227 105ZM233 106V105H232ZM13 107H15V106H13ZM87 109V111L88 112H86V109ZM222 108V110H221V108ZM224 107V108H223ZM255 107H257V106H255ZM48 108V107H47ZM54 108V107H53ZM236 108V107H235ZM254 107H252V109H253ZM258 108V107H257ZM257 108L255 109V111L257 110ZM62 109V108H61ZM61 109H59V110H61ZM65 109V108H64ZM64 109H62V111L64 110ZM230 109V108H229ZM14 110V109H13ZM35 110H38L37 108L35 109ZM54 110V109H53ZM52 110V111H53ZM58 110V111H59ZM73 110V111H72ZM221 112H220V111ZM236 110V109H235ZM48 111H50V110H48ZM84 112L85 111V113H83V115H85V117L83 118V116H81L82 114H81V112ZM216 111H218V112H216ZM249 111H250V109H249ZM253 111V113H254V110H252ZM2 112H4V111H2ZM225 112H227L226 110H225ZM246 112V111H245ZM257 112H258V110H257ZM257 112L255 113V114H257ZM15 113V112H14ZM19 113H20V110H19ZM75 113H80V114H75ZM87 113H89V116H88V114ZM228 113V112H227ZM260 113V112H259ZM258 113V114H259ZM4 115V113H1L0 112V118H2V116ZM21 114V113H20ZM50 114V113H49ZM55 114V113H54ZM217 114V115H216ZM225 114V113H224ZM261 114V113H260ZM16 115V114H15ZM58 115V114H57ZM66 115H67V113H66ZM65 114H64V116H66ZM226 115V114H225ZM229 115H230V113H229ZM229 115H227V116H229ZM249 115V114H248ZM250 115H251V113H250ZM6 116V115H5ZM42 116H44V115H42ZM51 116V115H50ZM62 116V115H61ZM68 116V115H67ZM79 116H81L82 118V120H80V117H79V120H80V122H79V120H78V117ZM87 116H88V118H89V120H88V118H87ZM259 116V115H258ZM258 116H256V117H258ZM18 117V116H17ZM17 117L15 116V121L17 120ZM47 117H48V115H47ZM46 117V118H47ZM56 117V116H55ZM69 117V116H68ZM237 117H238V114H237ZM236 117V118H237ZM10 118H12V117H10ZM9 118V119H10ZM20 119L21 118H23V117H19ZM37 119V118H36ZM35 119V120H36ZM70 119V118H69ZM72 119V118H71ZM260 119L261 120H259V122L260 121H262V120H264V119H262L261 117H260ZM8 120V119H7ZM46 120V119H45ZM48 120H50L49 119V117H48ZM52 120L53 119H51V122H52ZM56 120V119H55ZM61 121L63 120L62 118L60 119ZM66 119H64V121H65ZM74 120V119H73ZM72 120V121H73ZM84 120H86V121H84ZM226 120V119H225ZM239 120V119H238ZM253 119H251V121H252ZM258 120V119H257ZM257 120H256V122H257ZM3 121V120H2ZM5 121V120H4ZM13 121V120H12ZM19 121V120H18ZM47 121V120H46ZM54 121V120H53ZM69 121V120H68ZM75 121V120H74ZM89 121H90V123H89ZM114 121V122H113ZM229 121V120H228ZM245 121V120H244ZM255 121V120H254ZM7 122V121H6ZM14 122V121H13ZM50 122V121H49ZM63 122V121H62ZM70 122V121H69ZM69 122H67V123H69ZM85 122H88L87 123V125H83V123L84 124H86ZM100 122H101V120H100ZM223 122H225V121H223ZM238 122V121H237ZM262 122H264V121H262ZM262 122H261V124L260 125H262ZM16 123V122H15ZM21 123V122H20ZM30 123V122H29ZM39 123V122H38ZM52 123H54V122H52ZM51 123V124H52ZM58 123H59V120H58ZM71 123V122H70ZM96 123H99V121L98 122H96ZM108 123V122H107ZM43 124V123H42ZM48 124V123H47ZM46 124V125H47ZM50 124V123H49ZM73 124V123H72ZM94 124H95V122H94ZM111 123H109V126H112V124L110 125ZM222 124V123H221ZM254 124V123H253ZM256 124V123H255ZM255 124H254V126H255ZM39 125V124H38ZM56 125H58V124H56ZM66 125H68L69 126V124H66ZM75 125V124H74ZM74 125H72V126H74ZM77 125H76V127H77ZM99 125V124H98ZM105 125V124H104ZM108 125V124H107ZM114 125L112 126L113 128H115L114 127ZM224 125V124H223ZM237 125H238V123H237ZM259 125V126H260ZM17 126V125H16ZM52 127H53V125H51ZM65 126V125H64ZM68 126H66V127H68ZM71 126V127H72ZM85 126V127H84ZM91 126V125H90ZM108 126V127H109ZM217 126H218V128H217ZM225 126L226 125H224V128H225ZM230 126V125H229ZM244 126V125H243ZM37 127V126H36ZM70 127V126H69ZM87 127V128H88ZM102 127H103V125H102ZM19 128V127H18ZM24 128V127H23ZM49 128V127H48ZM51 128V127H50ZM86 128V129H87ZM91 128V127H90ZM104 128H105V126H104ZM104 128H102V129H104ZM111 128V127H110ZM112 128V129H113ZM125 128V129H124ZM256 128V127H255ZM17 129V128H16ZM32 129V128H31ZM34 129V128H33ZM56 129V128H55ZM62 129V128H61ZM73 129V128H72ZM77 129H79V128H77ZM82 129V133L84 134V132H86L87 134H84L86 137H87V135H88V138H90L91 137V135L89 134L90 133V130H89V132H87V130L85 129ZM228 129V128H227ZM231 129V128H230ZM237 129V128H236ZM258 129H260L261 130V128H258ZM257 129V130H258ZM22 131L24 130V129H21ZM46 130V129H45ZM67 130V129H66ZM69 130H71V129H69ZM75 130V132L77 131V132H79V131H81V129H79V131L78 130H76V129H74ZM84 130V131H83ZM126 130V131H125ZM237 130H239V129H237ZM245 130V129H244ZM244 130H239L238 131V133H240V136H241V138H240V140L242 141V143L243 144H245L244 145V148L246 147V148H248V149H250L251 151H250V157H249V154L247 155V153H246V156H244V157H246V159H248L251 163H252V161L253 162H258L259 163V161H258V159L260 158V156L261 155H264V154H262L261 152H258L256 149H252V148H250V146H251V144H250V142H249V139H248V137H247V135H248V131H245L246 133H247V135H246V133L244 132ZM17 131V130H16ZM29 131V130H28ZM41 131V130H40ZM54 131V130H53ZM63 131L64 130H62V132L61 133H63ZM105 131H107V130H103V134L104 133H106ZM227 131V130H226ZM262 131H264V127H262ZM262 131H261V133H262ZM18 132V131H17ZM33 132H35V131H33ZM46 131H44V133H45ZM112 132V131H111ZM233 132V131H232ZM24 133V132H23ZM31 133V132H30ZM50 133V132H49ZM53 133V132H52ZM70 133H72V132H70ZM99 133V132H98ZM97 133V134H98ZM101 133V134H102ZM108 133H110V132H108ZM230 132H228V134H229ZM18 134V133H17ZM32 134V133H31ZM36 134V133H35ZM35 134H33V135H35ZM41 134H43V133H41ZM69 133H67L66 134V136L68 135ZM74 134H76V133H73L72 135L74 136ZM79 134H81V132L79 133ZM79 134L78 135H76V137L78 136V137H80L79 136ZM82 134V135H83ZM129 134H128V139H129ZM136 134V135H135ZM138 134V135H137ZM223 134V133H222ZM257 134H260V132H258ZM47 135V134H46ZM51 135V134H50ZM59 135V134H58ZM61 135V134H60ZM100 135V134H99ZM108 136V134L106 133V134H104V136H105V138ZM110 135H111V133H110ZM109 135V136H110ZM124 135V134H123ZM211 135V136H210ZM233 135H235L234 133H233ZM3 136V135H2ZM16 136V135H15ZM19 136V135H18ZM41 136H43V135H41ZM48 136H49V134H48ZM65 136V137H66ZM85 136H83V138L82 139H85V143H88V142H86V137ZM103 136V137H104ZM136 136V137H135ZM208 136V137H207ZM258 136H260V135H258ZM7 137V136H6ZM17 137V136H16ZM15 137V138H16ZM34 137H36V136H34ZM33 137V138H34ZM38 137V136H37ZM55 137V136H54ZM76 137H73L74 138V140L76 139ZM101 137V136H100ZM103 137H101V138H103ZM112 137V136H111ZM111 137H108V138H111ZM113 137H114V135H113ZM123 137V136H122ZM137 137H139V138H137ZM216 137V136H215ZM230 137H232V136H230ZM229 137V138H230ZM235 137H236V135H235ZM19 138H20V136H19ZM28 138V137H27ZM27 138H25V139H27ZM31 138H32V136H31ZM42 138V137H41ZM69 138V137H68ZM67 138V139H68ZM97 138H98V140L100 139L99 138V136H97ZM116 138L117 137H115L114 138V140L116 141ZM124 138V137H123ZM143 138H141V139H143ZM166 138V139H165ZM224 138V137H223ZM262 138H264V137H262ZM261 138V139H262ZM2 139V138H1ZM37 139V138H36ZM47 139V138H46ZM59 139V138H58ZM161 139V140H162ZM221 139V138H220ZM231 139V138H230ZM235 138H232V140H234ZM22 140V139H21ZM20 140V141H21ZM31 140V139H30ZM42 140V139H41ZM49 141H50V139H48ZM55 140V139H54ZM63 140H65V138H63ZM77 140V139H76ZM110 140V139H109ZM113 140V139H112ZM118 140V139H117ZM160 140V141H161ZM188 140H190V141H188ZM222 140V139H221ZM223 140H225V139H223ZM258 140H260V139H258ZM2 141H3V139H2ZM5 141V140H4ZM8 141H9V138H8ZM7 141V142H8ZM35 141V140H34ZM43 141V140H42ZM42 141H40V142H42ZM47 141V140H46ZM49 141H48V144H49ZM71 141V140H70ZM69 141V142H70ZM84 141V140H83ZM115 141H113V142H115ZM134 141V140H133ZM140 141V140H139ZM153 141V140H152ZM173 141L174 142H176L175 144L173 143ZM190 144V145H187L186 143L187 142ZM191 141H192V143H191ZM236 141V140H235ZM22 142V141H21ZM26 142V141H25ZM33 142V141H32ZM39 142V141H38ZM51 142V141H50ZM74 142V141H73ZM76 142V141H75ZM98 142H100V141H98ZM97 142V143H98ZM103 142V141H102ZM122 142H124V141H122ZM148 142V143H149ZM165 142H162V144L163 143H165ZM171 144H173V145H171ZM199 142V143H198ZM220 142V141H219ZM239 142V141H238ZM237 142V143H238ZM262 142H264V141H262ZM43 143V142H42ZM45 143V142H44ZM59 143V142H58ZM61 144H62V141L60 142ZM76 143H79V142H76ZM83 143V142H82ZM84 143V144H85ZM101 143V142H100ZM104 143V142H103ZM126 143V142H125ZM127 143H129L128 141H127ZM140 143V142H139ZM145 143V142H144ZM143 143V144H144ZM151 143V142H150ZM0 144H2V142L0 143ZM3 144H5V143H3ZM23 144V143H22ZM55 144V143H54ZM66 143H64V145H65ZM69 144V143H68ZM89 145H91V142L90 143H88ZM86 145V147H88L89 145ZM99 144V143H98ZM115 144V143H114ZM121 144V143H120ZM155 144V143H154ZM161 144V143H160ZM204 144H203V146H204ZM18 145V144H17ZM32 145V144H31ZM46 146H47V144H45ZM60 145V144H59ZM63 145V146H64ZM70 145V144H69ZM81 145V146H80ZM122 145V144H121ZM126 145V144H125ZM128 145V144H127ZM130 145V144H129ZM128 145V146H129ZM131 145H132V143H131ZM136 144H135V142H134V146H135ZM151 145H153V144H151ZM208 145H209V141H208ZM212 145V144H211ZM2 146V145H1ZM5 146V145H4ZM22 146V145H21ZM25 146V145H24ZM27 146V145H26ZM50 146V145H49ZM54 146V145H53ZM68 146V145H67ZM66 146V147H67ZM77 146H80V148L79 147H77V148H79V150L81 151V147H82V144H79V145H77ZM115 146V145H114ZM114 146H113V149H114ZM140 146V145H139ZM142 146H144V145H142V143H141V148H142ZM166 146V145H165ZM171 146H173V147H171ZM192 146V147H191ZM200 146V145H199ZM202 146V147H203ZM210 146V145H209ZM227 146H229V145H227ZM239 146V145H238ZM242 146V145H241ZM30 147V146H29ZM44 147V146H43ZM92 147V146H91ZM91 147H90V149H91ZM97 147V146H96ZM130 147V146H129ZM133 147V146H132ZM169 147H171V148H169ZM177 147V148H176ZM190 147V148H189ZM205 147V146H204ZM203 147V149L205 150V148ZM211 147V146H210ZM31 148V147H30ZM39 148V147H38ZM47 148H49V147H46L45 148V150L47 151ZM54 148V147H53ZM89 148V147H88ZM110 148V147H109ZM109 148H108V150H109ZM120 148V147H119ZM126 148V147H125ZM137 148H139V147H137ZM144 148V147H143ZM142 148V150L141 151H143V150H145V148L143 149ZM163 148V147H162ZM201 148V147H200ZM223 148V147H222ZM229 148V147H228ZM3 148L1 147V149L0 150H2ZM41 149V148H40ZM52 149V148H51ZM59 149H60V146H59ZM63 149H65V148H63L62 147V150ZM67 149V148H66ZM83 149V148H82ZM89 149V150H90ZM105 149H107V148H105ZM111 149V148H110ZM127 149V148H126ZM131 149V148H130ZM156 149V148H155ZM195 149V150H194ZM197 149V150H198ZM224 149V148H223ZM242 149V148H241ZM5 150H6V148H5ZM56 150V149H55ZM62 150H61V152H62ZM94 150V149H93ZM108 150H107V152H108ZM121 150V149H120ZM123 150V149H122ZM132 150H133V148H132ZM140 150V149H139ZM138 150V151H139ZM157 150H159V149H156V152H157ZM169 150V151H170ZM172 150V151H173ZM208 150V149H207ZM225 150H226V148H225ZM229 150V149H228ZM231 150V149H230ZM42 151V150H41ZM40 151V152H41ZM64 151H66V150H64ZM86 151V149H84V152ZM96 151V150H95ZM98 151H99V149H98ZM112 151V150H111ZM119 150H117L116 151V153L118 152ZM129 151V150H128ZM146 151V150H145ZM165 151V150H164ZM175 151V150H174ZM243 151V150H242ZM3 152H5V151H3ZM7 152V151H6ZM32 152V151H31ZM39 152V151H38ZM57 152H60V150H58ZM60 152V153H61ZM67 153H68V151H66ZM83 152V153H84ZM88 152V151H87ZM91 151H89L88 153H90ZM93 152V151H92ZM106 152V153H107ZM113 152V151H112ZM121 152V151H120ZM124 152V151H123ZM198 151H196V153H197ZM227 152H229V151H227ZM244 152V151H243ZM248 153H249V151H247ZM45 153V152H44ZM47 153V152H46ZM63 153V152H62ZM83 153H81L80 152V154L82 155ZM87 153V154H88ZM114 153V152H113ZM125 153V152H124ZM123 153V154H124ZM134 153H135V156L134 157H136V155H137V153H136V151H134ZM146 153H147V151H146ZM146 153H143V155H141L140 153L137 155V157L140 155V157H142L143 156V159H142V161L141 162H145V163H147L148 161L147 160H144V159H147V154ZM158 153H160L161 154V152H158ZM195 153V154H196ZM204 153V152H203ZM232 153H233V150H232ZM252 153V154H251ZM58 154V153H57ZM65 154V153H64ZM92 154V153H91ZM102 154V153H101ZM146 154V155H145ZM165 154V153H164ZM27 155H29V154H27ZM34 155V154H33ZM56 155V154H55ZM105 155V154H104ZM112 156L111 157H113L114 155L113 154H111ZM126 155V154H125ZM145 155V156H144ZM165 155H167V154H165ZM197 155H198V153H197ZM206 155V154H205ZM215 155V154H214ZM226 155H228L227 153H226ZM231 155V154H230ZM243 155H245V153L243 154ZM36 156V155H35ZM39 156H41L40 154H39ZM44 156V155H43ZM43 156H41V158L43 157ZM68 156V155H67ZM88 156V158L90 157V155L88 154L87 155ZM96 156H98V159H99V157H100V159H101V155L99 156V153H98V155L96 154ZM105 156H107V155H105ZM127 156V155H126ZM168 156V155H167ZM190 156V157H189ZM240 156V155H239ZM50 157V156H49ZM70 157V156H69ZM94 157V156H93ZM108 157V156H107ZM119 157V156H118ZM123 157V156H122ZM122 157H121V160H122ZM129 157V156H128ZM132 157V156H131ZM131 157H129V158H131ZM190 159H189V158ZM197 157V156H196ZM244 157H242L243 159H244ZM38 158V157H37ZM40 158V157H39ZM48 158V157H47ZM51 158H53V157H51ZM51 158H50V160H51ZM56 158H58V157H56ZM91 158V157H90ZM89 158V159H90ZM115 158V157H114ZM125 158V157H124ZM170 158V157H169ZM212 158H214L213 156H212ZM231 158H233V157H231ZM236 158V157H235ZM234 158V159H235ZM238 158H240V157H238ZM31 159H33V157H31ZM59 160H60V155H59V158H58ZM72 159V158H71ZM96 159V161H97V158H95ZM171 159H173V157L172 158H170V160ZM187 159H189V161L191 162V163H187ZM209 159H210V157H209ZM35 160H36V158H35ZM40 160V159H39ZM43 160V159H42ZM41 160V161H42ZM45 160V159H44ZM102 160V159H101ZM111 160H113V158L111 159ZM125 160H127V159H125ZM144 160V161H143ZM175 160L176 159H173V163L174 164H176L175 163ZM178 160V166L180 165V161ZM192 160V161H191ZM197 160H198V157H197ZM196 160V161H197ZM228 160H233V159H228ZM237 160V159H236ZM239 160H241V159H239ZM245 160V159H244ZM243 160V162H245ZM73 161V160H72ZM94 161V160H93ZM105 161H108V160H105ZM110 161V160H109ZM108 161V162H109ZM118 162H119V160H117ZM147 161V162H146ZM177 161V160H176ZM199 161V160H198ZM197 161V162H198ZM229 161V163H232V162H230ZM39 162V161H38ZM51 162V161H50ZM57 162H59V161H57ZM100 162V161H99ZM99 162L97 161V163L99 164ZM112 162V161H111ZM114 162H116V158H115V161ZM117 162V163H118ZM125 162V161H124ZM127 162V161H126ZM126 162H125V165H126ZM131 162V161H130ZM208 162V161H207ZM238 162V161H237ZM4 163H6V162H4ZM106 163V162H105ZM123 163V162H122ZM128 163V162H127ZM234 163V162H233ZM261 164V166L262 165H264V164H262V162H260ZM40 164V163H39ZM49 164V163H48ZM53 164V163H52ZM54 164H55V162H54ZM56 164H58V163H56ZM55 164V165H56ZM74 164H75V162H74ZM94 164H95V161H94ZM119 164V163H118ZM187 164H188V167H187ZM190 164L191 165H193L192 167L190 166ZM198 164V163H197ZM207 164V163H206ZM253 164V163H252ZM107 165V164H106ZM149 165V164H148ZM181 165H182V163H181ZM199 165V164H198ZM209 165V164H208ZM216 165V164H215ZM231 165V164H230ZM243 165H244V163H243ZM248 165H249V163H248ZM259 165V166H260ZM1 166V165H0ZM42 166V165H41ZM100 166V165H99ZM109 166H111L110 164H109ZM119 166L121 167V164H119ZM210 166L211 165H209V166H207L208 167V169H210ZM222 166V165H221ZM220 166V167H221ZM232 166H233V164H232ZM260 166V167H261ZM45 168H47L46 166H44ZM56 167V166H55ZM219 167V166H218ZM259 167V169H262V168H260ZM49 168V167H48ZM52 168V167H51ZM54 168V167H53ZM125 168V167H124ZM123 168V169H124ZM179 168V167H178ZM181 168V167H180ZM182 168H183V166H182ZM198 168H199V166H198ZM215 168V167H214ZM104 169V168H103ZM112 169V168H111ZM122 169V170H123ZM127 169V168H126ZM232 169H233V167H232ZM249 169H251V168H249ZM105 170V169H104ZM103 170V171H104ZM125 170V169H124ZM124 170H123V173H124ZM176 170V169H175ZM195 170V169H194ZM195 170V171H196ZM216 170V169H215ZM218 170V169H217ZM255 170V169H254ZM4 171H5V169H4ZM178 171V170H177ZM187 171V172H188ZM214 170H212V172H213ZM228 171V170H227ZM231 171V170H230ZM234 171H235V169H234ZM251 171V170H250ZM9 172V171H8ZM7 172V173H8ZM107 172H108V170H107ZM113 172V171H112ZM179 172V171H178ZM177 172V173H178ZM181 172V171H180ZM179 172V173H180ZM185 172V171H184ZM186 172V173H187ZM208 172H209V170H208ZM257 172V171H256ZM261 172H264V171H262L261 170ZM103 173V172H102ZM119 174L121 173V171L120 172H118ZM118 173H116V174H118ZM182 173H183V171H182ZM215 173V172H214ZM213 173V174H214ZM218 173V172H217ZM216 173V174H217ZM221 173H224L223 171L221 172ZM105 174H107V173H105L104 172V176H106ZM190 174V175H189ZM213 174H211V177L213 176ZM249 174V173H248ZM252 174H254V172L252 173ZM4 175V174H3ZM2 175V176H3ZM174 175H176V174H174ZM197 175V174H196ZM195 175V176H196ZM208 175V174H207ZM222 175V174H221ZM221 175H219V176H221ZM250 175V174H249ZM256 175H258V174H256ZM256 175H254V176H256ZM124 178L123 179H126L127 177L125 176V174H123L122 175ZM121 176V177H122ZM178 176V175H177ZM176 176V177H177ZM182 176V175H181ZM197 176H199V175H197ZM223 176V175H222ZM220 177L221 179L223 178V177ZM5 177H6V175H5ZM103 177V176H102ZM171 177V176H170ZM183 177V176H182ZM208 176H206V178H207ZM249 177H251V176H249ZM181 178V177H180ZM180 178H179V180L178 179H176V178H174V179H171L170 180V187L172 188L173 187V189L174 188H176L177 186H182V184H183V179L184 178H181L182 180L180 181ZM186 178V179H187ZM198 178V177H197ZM196 178V180H198ZM206 178H205V181H206ZM209 178V177H208ZM213 179H214V177H212ZM212 178H211V180L210 181H213L212 180ZM220 178L219 179H217L216 178V180H220ZM241 178V177H240ZM252 179H253V176L251 177ZM259 178V177H258ZM117 179V178H116ZM129 179H130V177H129ZM155 179V178H154ZM185 179V180H186ZM210 179V178H209ZM0 180H2V179H0ZM113 180V179H112ZM190 180H194L192 177H190ZM117 181V180H116ZM126 181V180H125ZM150 181V180H149ZM205 181H204V183H205ZM209 181V182H210ZM223 181V180H222ZM151 182V181H150ZM154 182V181H153ZM156 182V181H155ZM161 181H159V183H160ZM200 182H202V181H200ZM221 182V181H220ZM225 182V181H224ZM1 183V182H0ZM152 183V182H151ZM158 183V185L159 186H156V187H159L158 188V190H160V188H162L163 190H165L163 187L164 186H162V184H161V186H160V184ZM187 183V182H186ZM186 183H185V185H186ZM190 183H191V181H190ZM199 183V182H198ZM198 183H195V184H198ZM203 183V182H202ZM201 183V184H202ZM202 184V185H204V187H206L205 186V184ZM213 183L214 182H212V183H209L208 184V187L207 188H214V186L215 185H213ZM223 183V182H222ZM240 183V182H239ZM107 184V183H106ZM114 184V183H113ZM112 184V185H113ZM126 184V183H125ZM142 184H143V182H142ZM200 184V183H199ZM215 184V183H214ZM221 184V183H220ZM224 184V183H223ZM111 185V186H112ZM141 185V184H140ZM152 186H153V184H151ZM156 185H157V183H156ZM185 185H183V188H185ZM193 185V184H192ZM258 185V184H257ZM61 186V185H60ZM65 186V185H64ZM63 186V187H64ZM188 186H189V182H188ZM193 186H195V185H193ZM210 186H213V187H210ZM216 186H218V185H216ZM215 186V187H216ZM220 186V185H219ZM219 186L217 187V188H219ZM258 186H260V185H258ZM73 187V186H72ZM71 187V188H72ZM155 187V188H156ZM190 187V186H189ZM199 188L198 189H200L201 188V186H198ZM261 187V186H260ZM81 188L82 187H77V189H76V192H74V193H76V194H74V195H76V197L74 198V201H72V200H70V201H68V203H70L71 201L74 203V204H72V205H74V208H75V205H77L80 201H82L83 200V198H81V196L79 195V193L81 192ZM84 188H86V187H84ZM83 188V189H84ZM139 188V187H138ZM142 188H143V186H142ZM149 188H150V186H149ZM154 188V189H155ZM195 188V187H194ZM206 188V189H207ZM238 188V187H237ZM61 189V188H60ZM79 189V190H78ZM144 189V188H143ZM205 189V188H204ZM203 189V190H204ZM205 189V190H206ZM215 189V188H214ZM213 189V190H214ZM240 189V190H239ZM238 190L239 191H241V188H239ZM50 190V189H49ZM57 190V189H56ZM65 190V189H64ZM69 190V189H68ZM68 190H67V192H68ZM85 190V189H84ZM83 190V191H84ZM145 190V189H144ZM156 190V189H155ZM155 190H153L152 191V193L153 192H155ZM158 190H156V191H158ZM163 190H161V191H163ZM221 190V189H220ZM224 190V189H223ZM229 190V189H228ZM227 190V191H228ZM237 190V189H236ZM256 190H257V188H256ZM54 191V190H53ZM52 191V192H53ZM59 191V190H58ZM70 191H72L71 189H70ZM189 191V190H188ZM195 191H200V190H196L195 189ZM211 191V190H210ZM214 191H216V189L214 190ZM213 191V192H214ZM219 191V190H218ZM222 191V190H221ZM134 192H136V191H134ZM140 192H141V190H140ZM205 192V191H204ZM204 192H201V197H203V195H202V193L204 194ZM230 192V191H229ZM50 193V192H49ZM54 193V192H53ZM69 193V192H68ZM71 193V192H70ZM145 193V192H144ZM157 193V192H156ZM159 194L160 193H162V192H158ZM235 193V192H234ZM234 193H232V194H234ZM45 194H46V192H45ZM72 194V195H73ZM154 194V193H153ZM152 194V195H153ZM164 194V193H163ZM188 194H191V193H188ZM193 194V193H192ZM199 194V193H198ZM198 194L197 195H193V196H196V197H198ZM209 194H211V193H209ZM220 194V193H219ZM230 194V193H229ZM46 195H48V194H46ZM136 195V194H135ZM139 195V194H138ZM142 195V194H141ZM151 195V194H150ZM155 195V194H154ZM166 195V194H165ZM222 195H225V193H222ZM262 195H264V194H262ZM63 196V195H62ZM67 196V195H66ZM68 196H70V195H68ZM129 196V195H128ZM143 196V195H142ZM141 196V197H142ZM192 196V197H193ZM210 196V195H209ZM212 196V195H211ZM230 196V195H229ZM237 196V195H236ZM260 196V195H259ZM72 197V196H71ZM140 196H139V198H141ZM144 197V196H143ZM141 198V199H143V200H145L146 198H147V195H146V197H145V199L144 198ZM200 197V198H201ZM63 198H64V196H63ZM69 198V197H68ZM67 198V200H69ZM73 198V197H72ZM133 198V197H132ZM152 198V197H151ZM166 198V197H165ZM164 197H163V199H165ZM210 198V197H209ZM209 198H207V199H209ZM225 198H226V195H225ZM258 198V197H257ZM256 198V199H257ZM261 198H262V196H261ZM47 199V198H46ZM136 199H138V198H136ZM135 199V200H136ZM154 199V198H153ZM183 199V198H182ZM202 199V198H201ZM207 199H205V201H207ZM222 199V198H221ZM223 199H224V197H223ZM66 200V199H65ZM66 200V201H67ZM143 200H141L140 201V199H139V201H140V204H142L143 203ZM158 200V199H157ZM174 200H176V199H174ZM189 200V199H188ZM193 202L192 203H194L196 200V202L195 203H197V205L195 204V205H193L192 207H193V209H199V205L201 204H204V202H202L200 199H196L195 200V197H193ZM211 200H214V199H212V197H211V199H210V202H211ZM118 201V200H117ZM138 201V200H137ZM191 201V200H190ZM199 201H201V202H199ZM204 201V200H203ZM255 201V200H254ZM43 202V201H42ZM71 202V203H72ZM86 203H87V201H85ZM123 202H124V200H123ZM128 202V201H127ZM134 202V201H133ZM132 202V203H133ZM142 202V203H141ZM158 202V201H157ZM161 202V201H160ZM208 203H209V200L207 201ZM49 203V202H48ZM71 203H70V205H71ZM85 203V204H86ZM110 203V202H109ZM120 203H122L121 201H120ZM136 203V202H135ZM177 203V202H176ZM190 203V202H189ZM208 203H207V205H208ZM213 203H214V201H213ZM238 203V202H237ZM237 203H235V204H237ZM113 204V203H112ZM117 204V203H116ZM123 204V203H122ZM122 204H120L121 206H122ZM137 205L139 204V203H136ZM162 204H163V202H162ZM162 204L160 205L161 207H162ZM234 204V205H235ZM239 204V203H238ZM259 204H260V202H259ZM125 205H127V204H123V206L121 207L122 208V211H124V210H126L127 208H125ZM130 205V204H129ZM133 205V204H132ZM148 205V204H147ZM146 205V207H148ZM156 206H157V204H155ZM164 206L165 205H167V203L166 204H163ZM212 205V204H211ZM262 205H264V204H262ZM103 206V205H102ZM139 206V205H138ZM152 206H153V204H152ZM156 206H154V211L153 210H151V208H150V210H151V212L153 211V213L156 211L155 210V207ZM231 206V205H230ZM230 206H228L229 207V209H230ZM240 206H241V204H240ZM72 207V206H71ZM101 207V206H100ZM116 207V206H115ZM118 207H119V205H118ZM142 207H143V204H142ZM161 207H160V209L158 210V211H161ZM166 207H168V206H166ZM165 207V210L167 209ZM170 207V206H169ZM177 209H176V213H177V211H181V212H184V213H186L187 211H188V204H187V200H179V202H178V204H177ZM228 207H227V209H226V211H228ZM233 207V206H232ZM231 207V208H232ZM242 207V206H241ZM125 208V209H124ZM141 208V207H140ZM171 208V207H170ZM205 208H206V206H205ZM209 207L207 206V209H208ZM210 208H211V206H210ZM50 209V208H49ZM72 209V208H71ZM117 209V208H116ZM120 209V208H119ZM143 209V208H142ZM145 209V208H144ZM148 209V208H147ZM206 209V211L208 212V210ZM224 209V208H223ZM84 210V209H83ZM127 210H129V209H127ZM126 210V211H127ZM149 210V211H150ZM162 210H163V208H162ZM164 210V211H165ZM171 209H168V219H169V216L170 217H172V215L175 217V215H174V212H173V214L172 215H170V211ZM236 210V209H235ZM70 211V210H69ZM107 211V210H106ZM117 211V210H116ZM126 211H124V212H126ZM133 211H134V209H133ZM148 211V210H147ZM164 211H163V213H164ZM167 211V210H166ZM166 211H165V214H166ZM226 211L224 212V213H226ZM233 211V210H232ZM101 212V211H100ZM108 212V211H107ZM106 212V213H107ZM124 212L122 213L123 215H125L124 214ZM33 213V212H32ZM59 213H60V211H59ZM69 213L70 212H68L67 211V214L69 215ZM110 213V212H109ZM127 213V212H126ZM157 213V212H156ZM163 213H161V214H163ZM204 213V212H203ZM203 213L201 212V214L203 215ZM67 214H66V212H65V215L67 216ZM71 214V213H70ZM149 214V213H148ZM152 214V213H151ZM150 214V215H151ZM160 214V213H159ZM200 214V215H201ZM230 214V213H229ZM237 214V212L235 213V215ZM240 214V213H239ZM32 215V214H31ZM61 215V214H60ZM64 214L63 215H61V216H65ZM107 216L109 215L108 213L106 214ZM120 215V214H119ZM127 215V214H126ZM125 215V216H126ZM150 215H148V216H150ZM177 215V214H176ZM204 215H206V214H204ZM234 215V216H235ZM241 215V214H240ZM70 216V215H69ZM89 216H91V215H89ZM117 216H118V214H117ZM124 216V217H125ZM157 216V215H156ZM209 216V215H208ZM230 216H231V214H230ZM144 217V216H143ZM151 217V216H150ZM160 217V216H159ZM174 217H172V219H174ZM205 217V216H204ZM238 217H239V215H238ZM31 218H33V217H31ZM147 218V217H146ZM180 218V217H179ZM203 218V217H202ZM201 218V219H202ZM234 218V217H233ZM58 219H60V218H58ZM64 219V218H63ZM88 216L86 217V216H83V217H80V219H78V220H76V221H72L71 220V222H67V224L68 225H71V224H74V225H78V226H83L84 224H86L87 222H88ZM90 219H92V217L90 218ZM108 219V218H107ZM106 219V220H107ZM130 219V218H129ZM151 219V218H150ZM156 219V218H155ZM181 219V218H180ZM185 219V218H184ZM237 219V218H236ZM99 220V219H98ZM119 220H121V219H119ZM131 220H132V218H131ZM136 220V219H135ZM164 220V219H163ZM170 220H171V218H170ZM203 220V219H202ZM94 221V220H93ZM177 221V220H176ZM204 221V220H203ZM124 222V221H123ZM169 223L171 222V221H168ZM172 222H174V221H172ZM179 222V221H178ZM100 223V222H99ZM165 223H166V221H165ZM175 223V222H174ZM174 223H172V225H174ZM180 223V222H179ZM183 223V222H182ZM233 223V222H232ZM261 223H262V221H261ZM261 223H259V224H261ZM126 224V223H125ZM156 224V223H155ZM171 224V223H170ZM176 224H178V223H176ZM190 224V223H189ZM206 224V223H205ZM208 224V223H207ZM123 225V224H122ZM163 225V224H162ZM166 225H168L167 223H166ZM182 225H184V224H182ZM245 225V224H244ZM109 226V225H108ZM155 226V225H154ZM156 226H158V225H156ZM207 226V225H206ZM104 227V226H103ZM172 226H169V228H171ZM174 227V226H173ZM182 227V226H181ZM184 227H187V226H183L181 229L183 230L184 229V231H185V228ZM190 227H192V226H190ZM9 228V227H8ZM105 228V227H104ZM149 228V230H152V229H150V226L148 227ZM155 228V227H154ZM165 228V227H164ZM176 228V227H175ZM172 229L173 231L175 230L176 231V229H177V231H178V228H176V229ZM188 228V230H189V227H187ZM187 228H186V230H187ZM167 229V228H166ZM170 229V230H171ZM194 229V228H193ZM70 230V229H69ZM107 230V229H106ZM141 230V229H140ZM144 230V229H143ZM146 230V229H145ZM163 230V229H162ZM169 231V229H168V231H169V233H168V236L169 235H171V236H169V238H172V240L173 241H171V239H169L168 237H165V240L166 239H168V240H166L167 241V243H165L166 241L165 240H163L164 239V236L165 235H167V233H161V230L158 232L159 233V236L157 237V235H158V233L157 234H151V235H156V237L157 238H159V239H161V237H162V243H161V241L159 240V239H154V241H152V243H150V244H157L158 246L160 245V244H162V247H165V245L167 246V244H171L170 246L172 247V244L174 245V247L175 246H177L178 248H179V246H181L180 244H182L181 243V241H179V240H181V239H183V238H178V237H181V236H179L178 234H179V231H180V233H181V230L179 229V231H178V234L177 233H175V235H177V238H176V236H175V239H174V236H172V234H170V232L172 233L173 231ZM187 230V235H186V237L188 236V235H191V234H189V233H193V231L195 232V230H193V231H191V228H190V230L188 231ZM5 231V230H4ZM65 231V230H64ZM72 231V230H71ZM135 231V230H134ZM142 231V230H141ZM154 231V230H153ZM152 231V232H153ZM158 231V230H157ZM166 231V230H165ZM164 231V232H165ZM168 231H166V232H168ZM197 231V230H196ZM70 232V231H69ZM140 232V231H139ZM149 232V231H148ZM156 232V231H155ZM163 232V231H162ZM183 232V231H182ZM6 233V232H5ZM66 233V232H65ZM64 233V234H65ZM73 233V232H72ZM76 233V232H75ZM115 233V232H114ZM143 233H145V232H143ZM174 233V232H173ZM184 233H186V232H183V234ZM146 234H148L147 232L145 233V235ZM160 234H163V235H161V237H160ZM60 236L62 235L61 233L59 234ZM59 235H57V236H59ZM142 235V234H141ZM181 235H182V233H181ZM226 235V234H225ZM63 236V235H62ZM69 236V235H68ZM183 236V235H182ZM70 238L69 239H71V237H73V236H69ZM98 237V236H97ZM155 237V238H156ZM185 235H184V240H185ZM61 238V237H60ZM68 238V237H67ZM57 239V238H56ZM73 239V238H72ZM71 239V241H74L75 242V240H72ZM81 239V238H80ZM96 239V238H95ZM176 239L179 241V243H178V241L176 242ZM189 239V238H188ZM61 240V239H60ZM67 240V239H66ZM65 240V241H66ZM102 241H103V239H101ZM174 240H175V242H174ZM183 240V245H184V242L186 243V240L184 241ZM58 241V240H57ZM68 241H70V240H68ZM77 241V240H76ZM82 241V240H81ZM92 241V240H91ZM104 241H105V239H104ZM163 241H165L164 243H163ZM188 241V240H187ZM191 241V240H190ZM189 241V242H190ZM55 242V241H54ZM79 242V241H78ZM77 242V243H78ZM172 242V243H171ZM59 243V242H58ZM179 244V245H175V244ZM196 243V242H195ZM200 243V242H199ZM71 244V243H70ZM82 244H84V243H82ZM95 244H98V243H95ZM188 244V243H187ZM191 244V243H190ZM105 245H106V243H105ZM141 245V244H140ZM152 245H149V246H152ZM156 245V246H157ZM83 246V245H82ZM107 246V245H106ZM143 246V245H142ZM161 246V245H160ZM159 246V247H160ZM83 247H86V246H83ZM82 247V248H83ZM145 247H147V246H145ZM169 246H167L166 248H168ZM186 247V246H185ZM187 247H189V246H187ZM186 247V248H187ZM35 248V247H34ZM57 248V247H56ZM77 248V247H76ZM101 248V247H100ZM101 249H103V248H101ZM145 249H149L148 247L147 248H145ZM150 249H151V247H150ZM149 249V250H150ZM160 249H161V247H160ZM183 249H184V247H183ZM32 250H35V249H32ZM39 250V249H38ZM38 250H37V252H38ZM42 250V249H41ZM75 250V249H74ZM86 250V249H85ZM100 250V249H99ZM149 250H146L147 251V253L149 252ZM164 250H165V248H164ZM179 250V249H178ZM185 250V249H184ZM151 251V250H150ZM160 251H162V250H160ZM182 251V250H181ZM100 252H102V251H100ZM105 252V251H104ZM107 252H109V251H107ZM158 252H159V250H158ZM65 253V252H64ZM86 253V252H85ZM151 253V252H150ZM149 253V254H150ZM69 254V253H68ZM149 254H147V255H149ZM66 255V254H65ZM151 255V254H150ZM104 256V255H103ZM160 256V255H159ZM162 256V255H161ZM67 257V256H66ZM155 257V256H154ZM85 258V257H84ZM95 258V257H94ZM158 258V257H157ZM156 258V259H157ZM161 257H159V259H160ZM162 258H163V256H162ZM177 258V257H176ZM175 258V261L177 260ZM262 258H264V257H262ZM70 259V258H69ZM72 259V258H71ZM145 259H146V257H145ZM155 259V260H156ZM4 260V259H3ZM94 260V259H93ZM105 261H106V258L104 259ZM109 260V259H108ZM107 260V261H108ZM122 260V259H121ZM150 260H151V257H150ZM164 260V259H163ZM162 259H160V261H162V262H165V260L163 261ZM5 261H7V260H5ZM85 261H86V259H85ZM87 261L89 262V260L87 259ZM104 261V262H105ZM157 261V260H156ZM167 261V260H166ZM208 261V260H207ZM4 262V261H3ZM2 262V263H3ZM7 262H9V261H7ZM6 262V263H7ZM103 262V263H104ZM159 262V261H158ZM85 263V262H84ZM94 263V262H93ZM93 263H91V264H93ZM153 263V262H152ZM157 263V262H156ZM177 264H179L178 262H176ZM175 263V264H176ZM81 264V263H80ZM108 264H110V263H108ZM182 264V263H181Z\"/></svg>", "mask_w": 264, "mask_h": 264}]
</instances>
